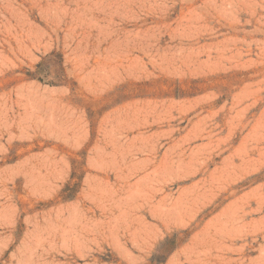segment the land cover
I'll use <instances>...</instances> for the list:
<instances>
[{
	"label": "rangeland",
	"instance_id": "obj_1",
	"mask_svg": "<svg viewBox=\"0 0 264 264\" xmlns=\"http://www.w3.org/2000/svg\"><path fill=\"white\" fill-rule=\"evenodd\" d=\"M0 264H264V0H0Z\"/></svg>",
	"mask_w": 264,
	"mask_h": 264
},
{
	"label": "bare ground",
	"instance_id": "obj_2",
	"mask_svg": "<svg viewBox=\"0 0 264 264\" xmlns=\"http://www.w3.org/2000/svg\"><path fill=\"white\" fill-rule=\"evenodd\" d=\"M118 121V120H117Z\"/></svg>",
	"mask_w": 264,
	"mask_h": 264
}]
</instances>
